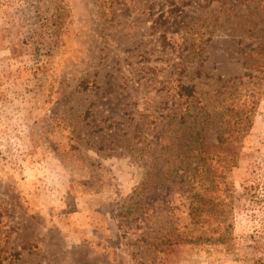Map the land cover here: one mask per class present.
Segmentation results:
<instances>
[{
    "label": "rangeland",
    "instance_id": "rangeland-1",
    "mask_svg": "<svg viewBox=\"0 0 264 264\" xmlns=\"http://www.w3.org/2000/svg\"><path fill=\"white\" fill-rule=\"evenodd\" d=\"M208 2L0 0V264L264 263V0Z\"/></svg>",
    "mask_w": 264,
    "mask_h": 264
},
{
    "label": "trees",
    "instance_id": "trees-1",
    "mask_svg": "<svg viewBox=\"0 0 264 264\" xmlns=\"http://www.w3.org/2000/svg\"><path fill=\"white\" fill-rule=\"evenodd\" d=\"M216 0H209L208 3H212ZM179 8L178 7H175V8H171L169 10H167V12H161L154 20H153V26L159 28V27H162L166 24H168V21H169V18L174 15L175 12H177ZM257 71H262L264 72V70H257ZM246 76H248L249 78L252 76L251 74H246ZM182 90L187 93V95H189L190 91H191V87H184L182 86ZM195 203H197L195 206H193V204L190 205V215L196 220L198 219H202V211H201V207L200 205H203V200L202 199H199V196H194L193 197ZM199 201L201 202V204H199ZM199 206V208L197 207ZM259 264H264V263H259Z\"/></svg>",
    "mask_w": 264,
    "mask_h": 264
}]
</instances>
